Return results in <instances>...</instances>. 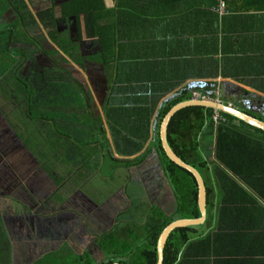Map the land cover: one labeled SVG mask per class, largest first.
I'll return each mask as SVG.
<instances>
[{"label":"crops","instance_id":"obj_1","mask_svg":"<svg viewBox=\"0 0 264 264\" xmlns=\"http://www.w3.org/2000/svg\"><path fill=\"white\" fill-rule=\"evenodd\" d=\"M105 4L108 9L113 10L111 67L108 68L101 62L99 37L90 35L85 15L80 18V39H76L77 27L73 19L65 21V27H62L78 43L83 67L75 64L55 44H52V48L59 51V54H55L52 60L54 65L67 70L83 85L94 115L103 119L111 145L113 141L104 115L105 106L110 100L114 106L143 104L151 108V139L147 146L153 141L156 119L163 104L181 95H191L196 100L199 97L210 98L215 91L214 95L222 103L221 97L233 98L229 103H235L241 111L264 117V105L261 101L264 100V0H105ZM56 15L61 18V8ZM60 74V79L67 76L66 73ZM53 86H49L48 94H44V90L46 98L38 101L49 104L50 112L56 111V106L52 103H57L64 107L66 113L71 114L72 88L65 87L63 90ZM244 91L250 98H245ZM2 94L1 90L0 95ZM241 96L244 98H240ZM2 107L3 102H0V137L3 138L0 139V161L6 162L4 172L0 170V211L9 236L13 242L20 237L23 240H47L43 251L37 248L40 244L33 243L37 250L42 251V255L47 249L56 251L65 248V243L56 242L54 238L58 236L55 234L60 232L59 239L66 235L65 240H72L75 233L88 231L87 227L83 229L88 224L87 211L79 210L74 204L83 203L78 207L84 208L91 199V204L98 208L97 202L89 194V186L96 187L90 183L89 177L104 176L106 173L109 175V172H104L105 167H108L105 153H94L93 146L82 148L81 144H86L88 135L75 130L66 138L70 150L63 159L57 153L42 158L27 148L23 141L27 132L24 123H29L30 120L27 115L23 116L26 108L17 105L14 111L7 112L8 109ZM70 118L65 114V120ZM261 139L264 141V137ZM95 141L99 143L98 134ZM204 141L208 142L207 139ZM210 149L213 150L214 147ZM155 156L153 154L141 170L146 177L155 176L156 173L160 177L163 174ZM114 158L127 159L116 152ZM115 164L117 167L114 168L113 175L117 177L118 183L115 187L107 184L108 188L115 189L117 202H113L118 205L114 206V225L121 207L131 202L129 196L127 198L122 195L129 191L127 183H133L131 173L135 175V168ZM155 167L156 173L153 170ZM256 172H261L264 178L263 165L257 167ZM150 179L151 177L143 180L141 186H147ZM235 179L256 197L258 205L255 206L259 207V211L256 215L253 212L248 216L234 214L233 230L239 229L242 233L256 236L248 242H237L236 250L240 256H228L227 253L226 258L218 260L213 256V248L208 251L194 249L188 251V256L182 258L181 262L179 259L177 264H232L239 260L240 264H244L249 259L241 256L245 254L253 255L255 264H262L258 261L260 257H264V236H261L264 233V181L256 182L259 192L256 195L242 180ZM98 182L104 188L103 178ZM169 190L172 192L170 187ZM3 192L9 195L6 196ZM167 198L169 199L168 195ZM232 198L226 197V200L233 209L247 206L252 208L247 204H234ZM8 200L10 206H5ZM159 206L161 207L160 204ZM19 208L22 210H18ZM59 226L60 230H57ZM205 230L208 227L203 229ZM15 233L20 237L15 236ZM15 243L16 241L14 246ZM19 244V247H25L21 245L23 242ZM69 248L78 255L84 251L93 255L89 247L82 249V253L76 252L73 247ZM220 252L225 253L227 250L220 249Z\"/></svg>","mask_w":264,"mask_h":264},{"label":"trees","instance_id":"obj_2","mask_svg":"<svg viewBox=\"0 0 264 264\" xmlns=\"http://www.w3.org/2000/svg\"><path fill=\"white\" fill-rule=\"evenodd\" d=\"M55 9L56 5L53 4L50 8L41 10L35 15L27 0H0V88H4L7 84L10 85L12 91L9 93L13 95L14 99H20L21 95H25L26 112L23 113V116L27 115V118L31 120L29 123H24L27 131L25 145L42 158L57 153L63 159L70 150L69 144H66V138L70 137L72 131H82L88 135L86 144H81L82 148L93 146V152H104L105 159L111 158L113 162L119 163L124 168H135V175L131 173V177H129L142 184L143 180L151 176L146 177L141 170L146 161L153 154L156 155L155 157L159 161V170L163 174L159 178L155 170L154 177L156 180L159 178L170 185L176 201V209L172 215H168L157 204L158 202L152 206L150 214L142 224L148 229L146 244L141 248L132 249L131 245L125 242L126 234L122 230L120 231V224L123 222L119 223L118 221L110 230L103 231L98 236L92 235L88 231L78 232L80 237L78 240L75 239V242L84 250L88 249V245L93 242L103 255V260L98 263L93 255L84 251L83 254L76 255L80 264H157V244L163 230L176 220L201 217L198 204L199 187L196 178L192 173L169 159L163 149L160 136L161 124L168 112L179 103L194 100V97L181 95L171 98L163 104L156 119L155 135L149 146L147 143L151 139L153 117L151 108L143 104L114 106L111 104V100L107 102L104 115L113 141L111 145L102 117L94 115L83 85L76 81L67 70L54 68L43 71L44 78L38 81L42 89L46 90L44 94H48L51 84L63 90L65 87L72 88L71 114L66 113L64 107L57 103L56 105L52 103L53 106H56V111L50 112L49 104L36 101L37 92L30 86L28 79L20 77V71L26 63L28 61L35 63L37 55L59 54V51L55 49L49 52L43 47L34 35L36 28L39 25L43 26L48 37L59 50L80 67H83L80 47L68 31L60 30L58 25L60 19L61 21L62 19L65 21L73 19L80 39V18L81 15H85L90 35L99 37L100 60L108 68L113 62L114 43L113 10L107 8L105 0H65L61 4V18L57 17ZM8 12H12L14 19L10 23H3L2 20ZM63 72H66L68 76H62L60 79L62 75L60 73ZM3 84L6 85L3 86ZM74 86L81 89L80 96L76 93ZM213 92L210 98L216 99L215 91ZM244 94H246L245 98H250V95L245 91ZM13 97H11L12 100H14ZM221 98L226 104L230 100H234L225 96ZM240 98H244V96ZM261 101L264 105V100ZM87 104L88 106H86ZM245 113L264 121L263 116L258 117L248 111ZM65 114L71 118L65 120ZM214 114L215 110L192 106L176 113L170 121L168 127L169 145L178 157L201 174L205 182L207 219L204 225L180 228L170 235L164 251L163 264H177L179 259L181 262L182 258L188 256V251L194 249L208 251L213 248L216 255L213 256L218 260L226 258L227 253L228 256L231 254L240 256L236 250L237 242L240 243L244 240L248 242L253 239V236H256L242 233L239 229H236L237 232L233 230L235 223L232 222V217L234 214L248 216L253 212L256 215L259 211L257 209L259 207L255 206L258 205L256 197L244 189L235 177L252 188L254 194H259L256 182L258 180L263 182L264 178L261 172L259 174L256 172V168L264 166V141L261 139L264 137V132L227 114H223V116L227 118L228 122L216 125L213 121ZM96 134H98L99 143L95 141ZM36 136H41L39 142H35ZM32 137V142H29L28 140ZM204 139H207L208 142L206 143ZM98 144L99 146H97ZM210 147H214V149L212 150ZM114 152L127 159H115ZM110 176L104 175V178ZM109 191L107 200L113 198L115 193L112 190ZM261 193L260 195L263 196ZM89 194L93 200L97 201L98 193L89 191ZM122 196L132 198L130 191ZM226 197L228 199L233 197L234 204H244L245 206L247 204L252 208L247 206L233 209ZM96 224H92L93 228L87 224L85 227L83 226V229L86 227L88 230L97 229ZM206 227L208 230L205 232L203 229ZM253 227L255 226L253 225ZM261 236H264V233ZM15 248L0 211V264H14V256L17 253ZM220 249L227 250V252H220ZM241 256L249 258L244 264L256 263V260H252L253 255ZM38 260L34 264H37ZM233 263L240 264L241 260ZM258 263L264 264V257L263 259L260 257Z\"/></svg>","mask_w":264,"mask_h":264},{"label":"rangeland","instance_id":"obj_3","mask_svg":"<svg viewBox=\"0 0 264 264\" xmlns=\"http://www.w3.org/2000/svg\"><path fill=\"white\" fill-rule=\"evenodd\" d=\"M27 2L29 4L31 11L34 14H36L37 12H39L41 10L48 8L50 5L54 4L53 2H55L57 4L60 3L59 0H27ZM13 19H14V17L12 15V13L8 12L4 16L2 21H3V23H10ZM39 32H43L44 34H46L45 31L41 30V28H36L35 34L38 37H42V36H40ZM43 44L47 45L46 41H43ZM36 66H37V64L34 65L33 69L30 68L27 70V65H26L25 68L22 70L21 75L27 76L30 72L35 73L37 70V69H35ZM37 68H38V66H37ZM37 72H38V70H37ZM5 85L6 84H3V86H5ZM74 88L76 89V93H78L80 96L81 89L78 88L77 86H74ZM1 90L2 89L0 88V91ZM79 96H77V97H79ZM82 104H84V102H82ZM80 106H82V105H80ZM5 109H6V107H5ZM7 109H8L7 112H10L12 110V108H10V107H8ZM13 111H14V108H13ZM21 132H22V130L19 133H21ZM40 138H41V136H36V138H34V139H36L35 142H39ZM0 139H3V138L0 137ZM32 139H33V137L28 141L32 142ZM23 141H26V140L24 139ZM4 164H6V162L0 161V170L2 171V173L4 172ZM47 165H49V163ZM47 165H46V167H47ZM106 165L108 167L107 168L105 167L104 172L105 173L109 172V175H111L110 177L104 178V176H101V175L89 177L90 183H93L94 186H96V187L89 186V190L94 192V193H98L97 201L95 199V201L98 204V208H95L91 204V202L89 201L91 199L88 200V204L84 208L78 207V206L83 205V203H75L74 204V206H76L79 210L84 209L87 211L88 225L90 227L93 226L92 224L97 223L96 224L97 229L88 230V232L90 234H92V235L95 234L97 236L101 232L107 231L108 229H110L114 226V224H113V216L115 213V207L114 206H118L116 204V202H117L116 201V195L113 198H111L110 200H107V196L110 193L109 190H112V191L115 190L112 188H108L107 184L110 183L111 184L110 187H115L118 183L117 177L115 175H113V173H115V172H113L114 168H116L117 165L115 164V162L112 161L111 158H108V157L106 158ZM47 168H49V167H47ZM27 169H26V171H27ZM153 170L155 171L156 167L153 168ZM105 175H108V174L106 173ZM17 177H18V175H16V178ZM19 177H21V175H19ZM102 178H103V182L105 184L104 188H101L100 187L101 182L100 183L98 182V181H101ZM159 178L156 180V178L152 175L147 186H141L140 182L136 181V180H134L133 183H127V188L129 189L130 195L132 196L131 202L129 201L128 205L121 207V210L119 212L120 215H118V216L116 215V221H118L119 223L123 222V224H120V227H121L120 231L122 230L126 234V237H124V238H126L125 242H128L131 245L132 249H136L137 247L141 248L146 244V239L148 236V232H147L148 229H147V226H143L142 224L145 221L144 217L146 219L147 216L150 214L153 205H155L158 202L157 204H160L161 207L165 210V212L168 215H172L175 212L176 201H175L173 192H171L169 190V187H170L169 184L167 182H163ZM105 179L106 180L108 179V180L106 181ZM143 190L145 191V193ZM164 192H166V193L164 194ZM39 193H38V195H39ZM1 194H2V192H0V195ZM3 194H6V196L9 195L7 192H3ZM167 195L169 196V199L167 198ZM113 201H116V202L114 203ZM9 203H10V201L8 200L7 203L5 204V206L6 205L10 206ZM100 206H101V208H100ZM18 210H22V209L19 208ZM57 230H60V226H59V228H57ZM62 232H64V231H62ZM59 233L55 234V236L56 237L58 236V237L54 238V239L57 240L56 241L57 243H61V244L65 243L66 246L63 245L65 248L58 249L56 251H53V249H47L44 251L43 255L41 253L43 251L44 244L46 243L47 240L46 241H45V239L35 240V238L23 240V237H20L18 234L15 233L16 234L15 236H19L20 238L15 239V241H16L15 250L17 253L14 256V264H34L38 259H39L38 261L41 262V264H80V260L76 256L78 254H75V252L69 248V247H73V249H75L76 252H78V253L83 252V250H82L83 248H80V246L78 244H76V242H75L80 237V235H78L79 233H75V235H78V236H74L73 237L74 239H72V240L70 238L68 240L67 239L65 240V237H66V235H65L64 238H61L62 241H61V239H59V237H61L60 236L61 234L59 235ZM64 234H62V235H64ZM70 235H71V233H70ZM21 242H23V244H21V245L25 246L24 249H22L23 247H19V245H20L19 243H21ZM34 242L36 244L41 245V246H38L37 248L41 249L42 251L36 249V245H33ZM88 247L90 249H92L91 251L93 252L94 259L98 263H100L103 260V255L101 254L100 250L97 248V246L93 242H91L88 245ZM50 248H51V246H50Z\"/></svg>","mask_w":264,"mask_h":264},{"label":"water","instance_id":"obj_4","mask_svg":"<svg viewBox=\"0 0 264 264\" xmlns=\"http://www.w3.org/2000/svg\"><path fill=\"white\" fill-rule=\"evenodd\" d=\"M239 97V96H238ZM192 106H201L207 109L218 110L223 114H227L232 116L254 128L262 130L264 132V121L258 118H255L243 111H241L235 104H226L222 102L212 101V100H203V99H196L191 101H186L179 103L175 107H173L166 117L164 118L161 128H160V136L162 141V146L169 157V159L174 162L176 165L180 166L181 168L189 171L194 175L197 180L198 187H199V196H198V204L201 212V217L198 219H179L172 222L168 225L163 232L161 233L158 244H157V251H158V263L163 264L164 262V251L166 244L170 235L177 229L186 228L190 226H201L204 225L207 219V189L205 182L201 176V174L191 165L185 163L177 154L173 151L171 146L168 142V127L170 124L171 119L178 113L179 111ZM118 264V263H115Z\"/></svg>","mask_w":264,"mask_h":264},{"label":"flooded vegetation","instance_id":"obj_5","mask_svg":"<svg viewBox=\"0 0 264 264\" xmlns=\"http://www.w3.org/2000/svg\"><path fill=\"white\" fill-rule=\"evenodd\" d=\"M65 0H59V4H57V3H55V2H53L55 5H56V9H55V11L57 12L58 11V9L59 8H61V4L64 2ZM53 5V4H52ZM52 5H50L48 8H50ZM47 9V8H46ZM12 13V12H11ZM36 15V14H35ZM72 21V20H71ZM58 25H59V28H60V30H62V27L64 28L65 27V20H63L62 19V21H61V19H60V21L58 22ZM37 28H41V30H43V31H45L44 30V28H43V26H41V25H39V27H37ZM35 32H36V30H35ZM35 32H34V35H35V37H37V39H39V41H40V43L43 45V47L46 49V50H48L49 52L50 51H52V50H54L52 47V44H54L51 40H50V38L48 37V35H47V33H46V31H45V33L46 34H44L43 32H39V34H40V36H42V37H38L36 34H35ZM69 34H70V32H69ZM78 34L76 35V39H79L78 37ZM42 38V39H41ZM43 41H46V44L47 45H45V44H43ZM54 55L55 54H52V53H50V55L49 56H46V55H43V54H39V55H37L36 57H35V63L33 62V61H28L27 63H26V65H27V70L28 69H30V68H32L33 69V67H34V65H36L37 64V66H38V68H37V66H36V68L35 69H37L38 70V72H37V70H36V72L35 73H33V72H30L27 76H22L21 75V72H22V70L25 68V66H24V68L20 71V77H22V78H24V79H28V81H29V83H30V86L35 90V92H37L36 94V101H38V99H45L46 98V96H44L43 95V91H44V89H42V87L40 86V84H39V80H43V78H44V72L43 71H46V70H53L54 68L55 69H59V67H58V65H54V60H52L53 59V57H54ZM47 64V65H46ZM29 65V66H28ZM82 68V67H81ZM34 69V70H35ZM33 71V70H32ZM63 73H66V72H63ZM50 75H51V73H50ZM68 76V75H67ZM66 81V80H65ZM51 86L52 87H54L52 84H51ZM2 90H3V94L2 95H0V102H3V107L2 108H5L6 107V109L5 110H7V108L8 107H10V108H12V110L11 111H13V108L14 109H16V106L17 105H19V106H22L23 108L25 107V105H24V103H26V100H25V95L23 94V95H21L20 96V99H18V98H15L14 99V97H13V95H10V93H9V91H12L11 89H10V85H6L4 88H2ZM13 97V99L14 100H12L11 99V97ZM10 117V116H9ZM7 120V119H6ZM3 121H5L4 119H3ZM8 121V120H7Z\"/></svg>","mask_w":264,"mask_h":264},{"label":"built area","instance_id":"obj_6","mask_svg":"<svg viewBox=\"0 0 264 264\" xmlns=\"http://www.w3.org/2000/svg\"><path fill=\"white\" fill-rule=\"evenodd\" d=\"M197 99H203V100H212V101H217V102H221L219 101L217 98L216 99H212V98H207V97H199ZM231 104V103H229ZM213 121L216 125H220L221 123H227V118H225L223 116V113L218 111V110H215V114L213 116Z\"/></svg>","mask_w":264,"mask_h":264}]
</instances>
